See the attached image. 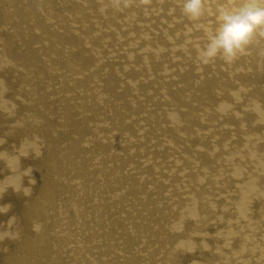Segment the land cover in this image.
I'll return each instance as SVG.
<instances>
[{
  "label": "bare ground",
  "instance_id": "1",
  "mask_svg": "<svg viewBox=\"0 0 264 264\" xmlns=\"http://www.w3.org/2000/svg\"><path fill=\"white\" fill-rule=\"evenodd\" d=\"M214 23L0 0V264H264V36L201 63Z\"/></svg>",
  "mask_w": 264,
  "mask_h": 264
},
{
  "label": "clouds",
  "instance_id": "2",
  "mask_svg": "<svg viewBox=\"0 0 264 264\" xmlns=\"http://www.w3.org/2000/svg\"><path fill=\"white\" fill-rule=\"evenodd\" d=\"M180 6L182 14L193 21L208 15L214 18V26L207 30L206 41L199 49L201 63L217 58L232 62L264 36V0H239L215 7L206 0H180Z\"/></svg>",
  "mask_w": 264,
  "mask_h": 264
}]
</instances>
